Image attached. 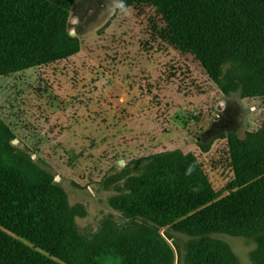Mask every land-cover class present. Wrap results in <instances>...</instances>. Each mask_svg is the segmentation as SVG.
<instances>
[{
  "label": "rangeland",
  "instance_id": "obj_1",
  "mask_svg": "<svg viewBox=\"0 0 264 264\" xmlns=\"http://www.w3.org/2000/svg\"><path fill=\"white\" fill-rule=\"evenodd\" d=\"M70 29L77 54L0 77L1 165L46 185L35 205L15 207L14 234L65 264H179L174 238L149 215L168 228L236 190L230 165L215 169L199 144L214 156L226 148L214 140L223 133L253 139L264 98L226 95L120 0H79ZM177 149L188 158L148 165ZM177 238L189 251L190 237ZM209 240L230 264H264V236L216 230Z\"/></svg>",
  "mask_w": 264,
  "mask_h": 264
},
{
  "label": "trees",
  "instance_id": "obj_2",
  "mask_svg": "<svg viewBox=\"0 0 264 264\" xmlns=\"http://www.w3.org/2000/svg\"><path fill=\"white\" fill-rule=\"evenodd\" d=\"M78 1L0 0V77L46 68L77 54L80 42L70 27ZM120 1L143 22L152 38L160 40L165 49L192 58L226 95L242 88V93L264 98V0ZM222 135L214 140L228 142L218 154L210 155V145L204 150L199 144L200 149L211 156L216 169L230 165L236 190L168 228L155 221L156 215H149L166 238H174L179 264H230L224 248L209 240L216 230L251 240L264 236V121L253 139L233 132ZM175 156L188 158L177 149L148 159L162 165ZM45 188L39 182L32 184L21 167L3 166L0 161V264H65L16 236L12 229L15 207L21 201L35 205ZM117 206L119 213L134 217L133 208ZM179 233L190 237L188 255L179 238L175 239Z\"/></svg>",
  "mask_w": 264,
  "mask_h": 264
},
{
  "label": "crops",
  "instance_id": "obj_3",
  "mask_svg": "<svg viewBox=\"0 0 264 264\" xmlns=\"http://www.w3.org/2000/svg\"><path fill=\"white\" fill-rule=\"evenodd\" d=\"M150 164H152V161H150V163L148 164V165H150ZM216 169V168H215ZM153 170V169H152ZM152 170H150V171H147L146 172V175H148V176H150L149 174H150V172H152ZM155 194H156V192H154ZM215 195L217 196V194L215 193ZM219 198V197H218ZM220 199V198H219Z\"/></svg>",
  "mask_w": 264,
  "mask_h": 264
},
{
  "label": "water",
  "instance_id": "obj_4",
  "mask_svg": "<svg viewBox=\"0 0 264 264\" xmlns=\"http://www.w3.org/2000/svg\"><path fill=\"white\" fill-rule=\"evenodd\" d=\"M73 33V32H72Z\"/></svg>",
  "mask_w": 264,
  "mask_h": 264
}]
</instances>
